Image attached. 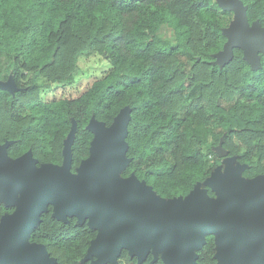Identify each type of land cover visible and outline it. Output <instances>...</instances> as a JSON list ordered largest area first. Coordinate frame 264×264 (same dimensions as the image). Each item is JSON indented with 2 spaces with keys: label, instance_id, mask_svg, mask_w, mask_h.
I'll return each instance as SVG.
<instances>
[{
  "label": "trees",
  "instance_id": "obj_1",
  "mask_svg": "<svg viewBox=\"0 0 264 264\" xmlns=\"http://www.w3.org/2000/svg\"><path fill=\"white\" fill-rule=\"evenodd\" d=\"M241 1L248 21L264 26V0ZM232 18L216 0H0V80L11 76L18 85L0 88V144L11 140L10 157L30 149L38 163L61 164L74 122L75 172L89 154L90 117L109 125L129 106L130 161L119 174L134 173L161 197L203 184L222 164L219 144L246 164L242 176L263 173L264 52L255 69L240 47L223 65L215 61ZM164 26L174 40L163 36ZM90 51L105 60L101 75L77 96L45 99L50 83L77 80L79 57ZM7 209L0 206V216ZM94 235L86 223L44 214L29 240L43 242L56 264H85ZM196 253L197 264H216L212 234ZM139 264L164 262L159 256Z\"/></svg>",
  "mask_w": 264,
  "mask_h": 264
},
{
  "label": "water",
  "instance_id": "obj_2",
  "mask_svg": "<svg viewBox=\"0 0 264 264\" xmlns=\"http://www.w3.org/2000/svg\"><path fill=\"white\" fill-rule=\"evenodd\" d=\"M216 2L232 10L233 18L222 29L226 41L215 61L223 65L232 57V48L240 47L251 67H259L264 26L258 20L248 21L241 0ZM0 88L17 89L11 76L0 80ZM129 112L124 106L109 125L90 117L89 154L75 172L71 171L74 122L64 140L61 164L38 163L30 149L10 157L6 148L11 140L0 144V201L15 206L0 216V264L57 263L43 242L29 240L49 202L54 205L51 216L63 222L75 216L77 223L96 230L81 262L119 264L120 251L126 248L138 264L150 250L151 263L160 256L164 264H197L196 250L212 234L216 264H264V172L242 176L246 164L227 155L219 144L222 164L203 184L197 182L185 195L161 197L134 173L119 174L130 161L125 140Z\"/></svg>",
  "mask_w": 264,
  "mask_h": 264
},
{
  "label": "rangeland",
  "instance_id": "obj_3",
  "mask_svg": "<svg viewBox=\"0 0 264 264\" xmlns=\"http://www.w3.org/2000/svg\"><path fill=\"white\" fill-rule=\"evenodd\" d=\"M161 32L163 36L169 40H174V34L172 33L171 29L167 26L162 27ZM78 66H79V71L77 74V80L71 84V85H56L54 83H50V86H48L47 91L45 93V99L50 100L53 98H59V97H74L79 95L84 89L86 88L87 85H89L95 78L101 75L102 71L104 70L105 67V60L97 54L94 51H90L86 54H83L79 57L78 60ZM39 84L44 85L47 83V81L43 78L37 79ZM15 86L17 87L18 85L14 82ZM236 161H232V165H235ZM226 162L223 163L222 172L224 173V168H225ZM3 203V201H0ZM54 209L53 203L49 202L46 205L45 210L42 211L40 218L42 219V216L44 214H52ZM68 219L76 220L75 216H69ZM96 234V230H95ZM153 257L152 251L150 250L149 253L147 254L146 258L143 260V262H148L151 261ZM96 258L95 256L93 259ZM134 260L137 261L136 255H130L128 253V250L126 248H122L120 251V254L118 256V261L119 260ZM215 261L216 258H215ZM89 260L85 261V264H89ZM106 264H111L110 262Z\"/></svg>",
  "mask_w": 264,
  "mask_h": 264
},
{
  "label": "flooded vegetation",
  "instance_id": "obj_4",
  "mask_svg": "<svg viewBox=\"0 0 264 264\" xmlns=\"http://www.w3.org/2000/svg\"><path fill=\"white\" fill-rule=\"evenodd\" d=\"M0 206H4V207L10 209V210L7 209L8 211H6V212H4V213H9V212H11V211L15 208L14 205H10V206L8 205V206H7V205H5L4 203H1V202H0ZM4 213H3V214H4ZM3 214H2V215H3Z\"/></svg>",
  "mask_w": 264,
  "mask_h": 264
}]
</instances>
